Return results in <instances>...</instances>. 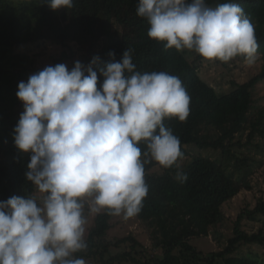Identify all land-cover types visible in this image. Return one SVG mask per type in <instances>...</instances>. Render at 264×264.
I'll return each mask as SVG.
<instances>
[{
	"label": "clouds",
	"instance_id": "clouds-1",
	"mask_svg": "<svg viewBox=\"0 0 264 264\" xmlns=\"http://www.w3.org/2000/svg\"><path fill=\"white\" fill-rule=\"evenodd\" d=\"M52 10L71 9L74 0H37ZM148 35L166 49L194 51L208 60L254 62L255 29L235 2L215 7L206 0H139ZM132 49L121 62L94 56L46 66L18 84L24 111L14 142L31 153L26 179L41 198L13 196L0 201V264H86L85 215L107 211L125 220L137 216L148 195L145 166L153 161L183 170L180 139L164 121L190 115L191 98L179 77L136 70ZM97 68L104 78L98 87ZM87 73V75H86ZM144 145L143 150L141 145Z\"/></svg>",
	"mask_w": 264,
	"mask_h": 264
},
{
	"label": "trees",
	"instance_id": "trees-1",
	"mask_svg": "<svg viewBox=\"0 0 264 264\" xmlns=\"http://www.w3.org/2000/svg\"><path fill=\"white\" fill-rule=\"evenodd\" d=\"M226 2L230 0H206V5L215 7ZM231 2L239 4L254 26L259 45L256 55H260L263 68L248 82H232L229 92L219 94L200 75L199 68L208 59L198 54L190 61L185 51L166 49L164 42L149 37L147 18L137 15L139 0H74L73 8L59 10L40 5L37 0H0V201L33 196L37 190L25 175L31 153L21 152L14 142L18 124L14 109L19 103L15 88L32 63L21 51L42 42L61 47V55L52 59L55 66L75 58L72 45L86 51L79 61L84 65L94 56L111 62L110 52L115 53V61L121 62L129 48L137 71L177 76L191 98L186 121H164L181 141L184 156L180 162L188 179L178 181L175 167L165 169L155 161L145 166L149 191L135 218L147 232L152 251L133 235L109 239L114 216L102 211L89 231L87 251L76 257L94 264H264V225L257 231L244 225L246 220L263 221L262 200L254 209L245 208L239 214L233 235L222 250L206 253L191 244L195 238H209L212 231L214 239L222 242L225 204L241 192L251 191L255 171L264 165L258 156L264 154V106H255L253 99L254 89L264 82V0ZM103 40L105 44L99 50ZM93 70L97 71L99 87L104 78L97 68ZM210 151L218 157L203 153ZM88 212L86 208L85 215ZM127 244L126 251L111 254L113 248ZM243 246H257L263 255L240 254Z\"/></svg>",
	"mask_w": 264,
	"mask_h": 264
},
{
	"label": "rangeland",
	"instance_id": "rangeland-1",
	"mask_svg": "<svg viewBox=\"0 0 264 264\" xmlns=\"http://www.w3.org/2000/svg\"><path fill=\"white\" fill-rule=\"evenodd\" d=\"M106 40H103L99 44V50H102ZM75 52V58L70 59L69 62L65 63L69 70L70 64L75 61H81L86 51L78 45H72ZM63 48L52 45L48 42H42L29 47L24 48L21 52L26 54L31 60L30 69L25 73V77L17 82L16 93L18 91V84L21 81L27 82L28 78L43 70L46 66H52V59L59 57L63 52ZM187 53V57L190 61H194L195 57L198 55L194 51L184 50ZM263 68V62L260 55H256L254 62L249 63L246 60L238 61L231 60L229 62L216 63L214 61L203 60L199 71L200 75L214 87L219 94H224L229 92L232 89V82L245 83L248 82L252 77L259 74ZM17 101L19 102L15 105L14 109V120L16 122L20 119V114L24 111L23 102L15 94ZM253 99L255 106L263 107L264 106V82H261L253 91ZM254 153H257L255 150ZM207 155H210L214 158L218 157L216 153L213 152H203ZM259 158L264 162V154L258 155ZM233 169V168H232ZM253 189L251 191H243L232 201L228 202L224 206V213L227 217V220L224 224V227L221 228L222 242L219 243L214 239V231H212L209 238L201 237L195 238L191 241V244L198 248L199 250L205 251L206 253L210 251L222 250L228 239L233 235L234 222L237 220L239 214L245 209H254L259 201H264V165L257 167L255 175L252 178ZM43 194L39 193L38 190L34 193L33 196L38 198L42 197ZM98 214L87 213L86 217L88 223L86 225L85 240L88 238L90 229L95 224V218ZM262 222H250L245 221L244 225L248 230L257 231L264 225V217H262ZM133 235L143 246L151 250V244L149 236L145 231L141 222L135 217L125 220L123 215L114 216L111 220V229L109 231V239L117 240L122 239L126 236ZM129 248V245H122L120 248H113L111 254H116L118 252L126 251ZM255 253L263 255L260 248L257 246H243L240 250V254ZM159 253V252H157ZM160 254V253H159ZM86 264H94L92 261L86 260Z\"/></svg>",
	"mask_w": 264,
	"mask_h": 264
}]
</instances>
